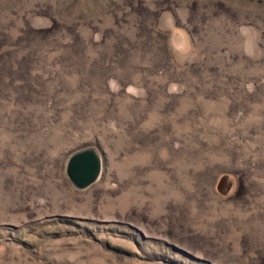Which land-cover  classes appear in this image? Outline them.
Returning a JSON list of instances; mask_svg holds the SVG:
<instances>
[{"label":"rangeland","instance_id":"374dc122","mask_svg":"<svg viewBox=\"0 0 264 264\" xmlns=\"http://www.w3.org/2000/svg\"><path fill=\"white\" fill-rule=\"evenodd\" d=\"M0 264H264V0H0Z\"/></svg>","mask_w":264,"mask_h":264},{"label":"water","instance_id":"95a60500","mask_svg":"<svg viewBox=\"0 0 264 264\" xmlns=\"http://www.w3.org/2000/svg\"><path fill=\"white\" fill-rule=\"evenodd\" d=\"M100 172V156L90 147L72 151L66 160V176L76 188L89 186L99 177Z\"/></svg>","mask_w":264,"mask_h":264}]
</instances>
